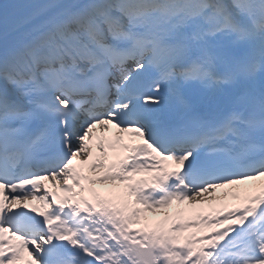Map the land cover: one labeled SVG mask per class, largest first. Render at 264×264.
Masks as SVG:
<instances>
[{"label": "snow or ice", "instance_id": "obj_1", "mask_svg": "<svg viewBox=\"0 0 264 264\" xmlns=\"http://www.w3.org/2000/svg\"><path fill=\"white\" fill-rule=\"evenodd\" d=\"M0 264H264V0L0 3Z\"/></svg>", "mask_w": 264, "mask_h": 264}, {"label": "bare ground", "instance_id": "obj_2", "mask_svg": "<svg viewBox=\"0 0 264 264\" xmlns=\"http://www.w3.org/2000/svg\"><path fill=\"white\" fill-rule=\"evenodd\" d=\"M0 1H2V0H0ZM95 187L97 188L98 186L95 185ZM243 188H244V186L240 187L239 189H237L235 191V193H238L240 195L241 193H243V191H242ZM173 204L176 205V203H173ZM188 206H189L188 208H183L181 211H178V212H182L183 215L186 216V219L191 217V216H194L196 214V212L199 211V210H203L204 212L207 211V209H204L202 207L203 205H196L194 208H193L192 205H188ZM200 208H202V209H200Z\"/></svg>", "mask_w": 264, "mask_h": 264}, {"label": "rangeland", "instance_id": "obj_3", "mask_svg": "<svg viewBox=\"0 0 264 264\" xmlns=\"http://www.w3.org/2000/svg\"><path fill=\"white\" fill-rule=\"evenodd\" d=\"M169 211H172L175 213V210L171 207L170 209L168 210H164V211H157L155 213H151L153 214V217L155 216L156 219L155 220H158V219H161L163 218ZM148 216V213L146 214Z\"/></svg>", "mask_w": 264, "mask_h": 264}]
</instances>
